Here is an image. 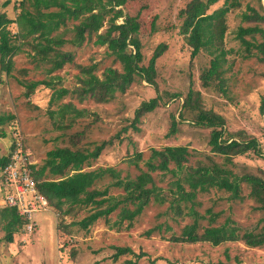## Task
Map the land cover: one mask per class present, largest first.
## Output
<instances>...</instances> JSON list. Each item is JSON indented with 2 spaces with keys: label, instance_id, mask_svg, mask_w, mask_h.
<instances>
[{
  "label": "rangeland",
  "instance_id": "obj_1",
  "mask_svg": "<svg viewBox=\"0 0 264 264\" xmlns=\"http://www.w3.org/2000/svg\"><path fill=\"white\" fill-rule=\"evenodd\" d=\"M18 1L0 0V13H6L15 21L21 12ZM191 1L140 0L122 8L125 14L137 17L140 23L144 66L148 65L158 45L165 43L168 50L157 60L155 85L137 78L125 94L117 95L111 103L79 102L70 95L52 103L54 89L44 85L26 96L22 82L49 80L44 67H37L38 62L29 56L27 47L12 57L10 73L2 71L0 65V113L16 116L3 128L6 136H2L0 130L1 154H10L14 144L16 148L21 144L28 152L31 164L39 168L46 165L47 154L56 148L92 150L102 141L112 140V144L85 170L112 167L120 173V179L135 178L139 171L129 164V160L136 153H143V159L147 160L151 149L186 145L194 152L190 164L196 166L198 161L205 159V155H211L208 143L211 129L195 125L196 114L192 111H185V120L180 119L186 96L193 89L200 92V103L205 110L225 119L229 133L243 134L244 138L253 137L260 143L261 156L235 157L234 172L238 175H264V112L260 110L264 94V63L255 58L246 59L236 40L240 15L250 0H241L242 8L227 15L225 48L232 53L224 67L227 70L223 76L226 95L219 89L218 81L212 82L210 87L203 86L201 76L210 68V56L204 51L192 59V48L185 35L180 33L184 21L179 16L180 11ZM226 1L218 0L211 5L208 13L222 8ZM6 2L9 4L5 5ZM119 23H123V19ZM8 28L12 33H18L17 24ZM71 38L72 33L66 32L65 39ZM62 51L71 52L74 61L52 74L60 77L55 80L56 88L73 90L77 86L76 77L80 74L78 66L96 65V73L101 78L108 67L121 70L120 64L108 54V49L95 46L94 41L85 43L81 48L67 44ZM174 94L180 97H173ZM156 97H160V106L145 114L136 124L138 130H135L131 126L135 111L143 102ZM68 103L85 111V115L60 121L57 115L50 114ZM173 116L178 122V131L170 135ZM139 166L144 168L143 162ZM154 177L157 186L169 199L163 205L152 202L130 227L125 222L120 230L111 228L110 224L118 219L115 212L109 217L110 224L101 219L84 231L71 227V224L88 216L89 209L76 208L71 215L62 217L50 204L40 213L37 227L30 232L25 226L14 235L12 243L5 240L3 224H0V264H264V248H249L243 241L225 242L218 246L209 242L182 244L171 241L172 236H179L185 226L193 223V217L188 214L193 206L199 214L206 215V220L200 221L202 228L220 226L230 217L243 230L253 229L261 213L253 210L256 203L247 198V185H243L244 201H229L228 193L213 189L199 194L193 203H182V213L176 215L170 204L175 191L171 189L173 177L158 174ZM111 183L113 180L108 176L95 188L104 190ZM3 192L0 185V209H3ZM122 194V189H110V195ZM208 211L222 215L216 223L210 224L208 218L211 213ZM150 231L152 233L148 235ZM117 248L130 249L132 253H122L115 259Z\"/></svg>",
  "mask_w": 264,
  "mask_h": 264
},
{
  "label": "trees",
  "instance_id": "obj_2",
  "mask_svg": "<svg viewBox=\"0 0 264 264\" xmlns=\"http://www.w3.org/2000/svg\"><path fill=\"white\" fill-rule=\"evenodd\" d=\"M136 1L140 0H19L21 12L15 21L8 18L6 13H0L1 70L10 73L13 67L12 57L23 47H27L29 56L38 62L37 67H44L49 80L22 82L26 88V96L29 97L39 86L44 85L54 89L52 103L70 95L79 102L92 100L107 104L113 102L117 95L125 94L137 78L155 85L156 63L168 50V46L165 43L158 45L148 65H143L140 23L137 17L125 14L122 10L126 4ZM217 1H191L180 11L179 16L184 19L180 33L185 35L192 48V59L204 51L210 56V68L201 76L203 86L210 87L212 82L218 81L219 89L226 95V80L223 76L227 70L224 67L232 53V50L225 48L227 15L232 10L242 8L243 3L241 0H227L222 8L209 14L211 5ZM8 4L9 2L5 3ZM240 17L241 24L236 30V40L243 49L244 57L255 58L264 63V0H250ZM121 19L123 23H119ZM11 24H17L18 33L14 34L9 30L8 26ZM104 28L106 30L102 32ZM66 32L72 33L71 39H65ZM90 41H94L95 46L106 47L108 54L120 64L121 70L108 67L101 78L96 73V65L78 66L80 74L76 77L77 86L73 90L56 88L55 80L60 77L52 74L74 61V55L63 52L62 48L67 44L81 48ZM173 97L180 96L174 94ZM160 101V97H156L143 102L135 111L131 126L138 130L136 124L145 114L156 110ZM200 101V92L191 89L180 114V119L185 120V111L195 112V125L211 129L208 141L211 155H205V159L198 161L196 166L190 164L194 152L189 146H166L162 149H151L147 160L143 159V153H136L129 160V164L139 173L135 178L120 179V173L112 167L85 170L112 144V140L102 141L92 150L62 147L47 154L45 166H33L32 176L37 182L39 192L62 217L71 215L76 208L89 209L88 216L79 222L74 221L71 227L88 231L101 219L110 224V215L117 212L118 219L110 227L120 230L125 222L130 227L152 202L163 205L168 201L169 198L162 193V188L156 184V174L162 177L171 175L174 179L171 189L175 191L170 204L176 215L182 213V203H193L199 194L209 193L213 189L228 193L229 201H244L243 185H247V198L256 203L253 210L261 213L253 229L243 230L230 217L220 226L202 228L200 221L206 220V215L199 214L193 206L188 213L193 217V223L185 226L179 236H172L171 241L182 244L209 242L214 246L243 241L249 248H264V175H238L234 172L235 157L250 154L261 156L260 143L253 137L244 138L243 134L229 133L225 119L213 111L205 110ZM260 110L264 112V94L261 96ZM50 114L57 115L58 120L64 121L68 117H83L85 111L68 103ZM15 119L13 114L0 113L2 136L7 135L3 128ZM177 125L178 122L173 116L170 135L177 133ZM15 149L18 148L14 144L12 152ZM10 154L2 155L0 151V171L9 164ZM140 162H143L144 168L139 166ZM108 176L113 183L104 190L96 189L95 185ZM112 187L122 189L123 194L110 195ZM208 213H211L208 218L210 224L216 223L222 215L212 211ZM26 223L25 217L20 216L16 208L0 209V224H3L7 242L12 243L14 235ZM200 230L203 232L200 233ZM152 231L147 234L150 235ZM122 253H132V250L117 248L115 259Z\"/></svg>",
  "mask_w": 264,
  "mask_h": 264
},
{
  "label": "built area",
  "instance_id": "obj_3",
  "mask_svg": "<svg viewBox=\"0 0 264 264\" xmlns=\"http://www.w3.org/2000/svg\"><path fill=\"white\" fill-rule=\"evenodd\" d=\"M30 165L32 164L28 153L19 145L0 176L4 191L2 203L6 207L18 208L20 214L28 221L27 228L31 232L37 226L36 214L45 211L49 203L45 196L38 192L31 177Z\"/></svg>",
  "mask_w": 264,
  "mask_h": 264
},
{
  "label": "clouds",
  "instance_id": "obj_4",
  "mask_svg": "<svg viewBox=\"0 0 264 264\" xmlns=\"http://www.w3.org/2000/svg\"><path fill=\"white\" fill-rule=\"evenodd\" d=\"M19 145H21V144H19ZM22 146V145H21ZM17 148H19V146L17 147ZM22 149L25 151V152H27L26 151V149H24V147L22 146ZM18 149H16V150H14L13 152H12V154H10L11 155V157L13 156V154L17 151ZM28 153V152H27ZM11 157H10V160H11ZM10 163V162H9ZM33 166H36V165H34V164H32V165H30V169H31V177L33 178V176H32V172H33ZM5 168V167H4ZM3 168V169H4ZM2 169V170H3ZM2 170L0 171V174H1V172H2ZM34 179V178H33ZM35 181V180H34ZM35 183H36V186H37V182L35 181ZM0 185H1V187H2V190H3V185H2V178H1V176H0ZM37 190H38V188H37ZM38 192H39V190H38ZM40 193V192H39ZM41 194V193H40ZM44 196V195H43ZM2 197V201H3V197H4V193H3V195L1 196ZM46 198V197H45ZM47 199V198H46ZM49 203V202H48ZM2 205H3V209L4 208H10V209H12V208H16V207H6V206H4V204L2 203ZM17 210H18V208H16ZM43 212V211H42ZM18 213H19V215L20 216H22L21 214H20V212H19V210H18ZM40 213L41 212H39L38 214H36V216H35V220H36V222H37V219H38V217L40 216ZM22 217H24V216H22ZM27 221V220H26ZM27 224H28V221H27V223H26V225L25 226H27ZM38 224V223H37ZM37 227V226H36Z\"/></svg>",
  "mask_w": 264,
  "mask_h": 264
}]
</instances>
